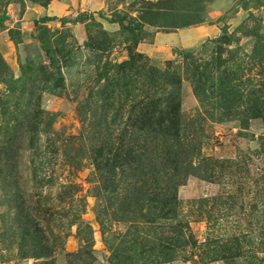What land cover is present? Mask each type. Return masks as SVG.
I'll return each mask as SVG.
<instances>
[{
    "label": "rangeland",
    "instance_id": "1",
    "mask_svg": "<svg viewBox=\"0 0 264 264\" xmlns=\"http://www.w3.org/2000/svg\"><path fill=\"white\" fill-rule=\"evenodd\" d=\"M0 264H264V0H0Z\"/></svg>",
    "mask_w": 264,
    "mask_h": 264
},
{
    "label": "trees",
    "instance_id": "2",
    "mask_svg": "<svg viewBox=\"0 0 264 264\" xmlns=\"http://www.w3.org/2000/svg\"><path fill=\"white\" fill-rule=\"evenodd\" d=\"M49 1L51 0H42L43 4H48ZM34 2V0H33ZM100 18L107 20L109 23L111 24H118L121 28L124 29H129L131 28L133 25L130 23L129 26L125 25V19L124 18H120L117 20H108L105 19L103 14H99ZM58 20L61 24H78V23H83L84 21H88V20H94V14L89 13L84 15H79L77 16V18L73 19V20H68L67 18H60L58 19L57 17H42L39 20L36 21V24L39 23H47V22H51V21H56ZM132 61H130V63H125L124 66L127 68ZM122 65V67H124ZM161 73V74H160ZM160 73H156L154 74V77L159 78L165 76V72H160ZM160 74V75H159ZM154 79V78H152ZM196 86V92L198 93L199 91H202L201 86ZM148 94L144 95V99L146 102H141L142 106L140 107L139 111L136 114V120L140 122V124L142 126H144L145 124H147V122L153 118L155 115H159V116H163L167 121L170 120H174L175 118L178 117V114L180 112V105L177 102L178 100L176 98H174L173 93L171 91L168 92H164V97L162 99H156V95H152L153 98L150 99L149 96H147ZM130 113H133V110L130 111ZM17 207H21L20 204H18ZM21 212V211H18ZM25 235H27V238L34 240V247H36V249H41V248H45L48 249L49 243L46 244L47 241V237L44 236L42 234V229L40 228V226H33V232H31L29 229L25 232Z\"/></svg>",
    "mask_w": 264,
    "mask_h": 264
},
{
    "label": "crops",
    "instance_id": "3",
    "mask_svg": "<svg viewBox=\"0 0 264 264\" xmlns=\"http://www.w3.org/2000/svg\"><path fill=\"white\" fill-rule=\"evenodd\" d=\"M185 32H180L179 36L183 38ZM211 33H215V28L210 27H199L190 32V39L184 40L179 44L182 47H191L194 46L198 41L203 40L204 38L210 36Z\"/></svg>",
    "mask_w": 264,
    "mask_h": 264
}]
</instances>
